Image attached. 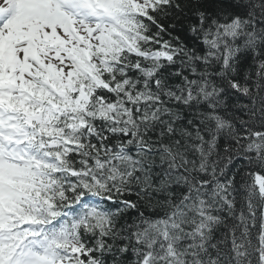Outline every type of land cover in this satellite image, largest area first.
I'll list each match as a JSON object with an SVG mask.
<instances>
[{
    "label": "snow or ice",
    "instance_id": "snow-or-ice-1",
    "mask_svg": "<svg viewBox=\"0 0 264 264\" xmlns=\"http://www.w3.org/2000/svg\"><path fill=\"white\" fill-rule=\"evenodd\" d=\"M0 264H264V0H0Z\"/></svg>",
    "mask_w": 264,
    "mask_h": 264
}]
</instances>
